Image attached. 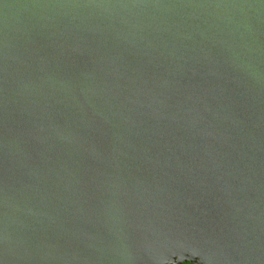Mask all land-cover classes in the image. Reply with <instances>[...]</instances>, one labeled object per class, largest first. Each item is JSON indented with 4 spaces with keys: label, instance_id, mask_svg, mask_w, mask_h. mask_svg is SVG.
I'll use <instances>...</instances> for the list:
<instances>
[{
    "label": "water",
    "instance_id": "1",
    "mask_svg": "<svg viewBox=\"0 0 264 264\" xmlns=\"http://www.w3.org/2000/svg\"><path fill=\"white\" fill-rule=\"evenodd\" d=\"M264 264V0H0V264Z\"/></svg>",
    "mask_w": 264,
    "mask_h": 264
},
{
    "label": "trees",
    "instance_id": "2",
    "mask_svg": "<svg viewBox=\"0 0 264 264\" xmlns=\"http://www.w3.org/2000/svg\"><path fill=\"white\" fill-rule=\"evenodd\" d=\"M186 264H192V263H190V262H186Z\"/></svg>",
    "mask_w": 264,
    "mask_h": 264
},
{
    "label": "rangeland",
    "instance_id": "3",
    "mask_svg": "<svg viewBox=\"0 0 264 264\" xmlns=\"http://www.w3.org/2000/svg\"><path fill=\"white\" fill-rule=\"evenodd\" d=\"M182 264H186V263H182Z\"/></svg>",
    "mask_w": 264,
    "mask_h": 264
}]
</instances>
